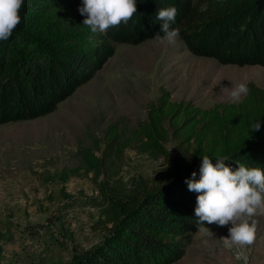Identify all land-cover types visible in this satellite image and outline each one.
<instances>
[{
    "label": "trees",
    "instance_id": "1",
    "mask_svg": "<svg viewBox=\"0 0 264 264\" xmlns=\"http://www.w3.org/2000/svg\"><path fill=\"white\" fill-rule=\"evenodd\" d=\"M82 0H24L21 22L0 41V124L28 120L55 110L77 86L90 80L118 43L139 44L161 36V8L175 7L172 28L194 55L221 64L264 65V0H137V12L125 25L93 33L83 25ZM239 102L200 108L171 101L164 92L149 106L148 119L129 133L107 128L100 158L115 159L136 142L141 153L168 158L166 180L139 186L125 197L106 198L109 232L70 264H171L180 259L198 230L196 192L185 183L193 171L200 179L202 157H228L264 168V88L247 82ZM260 121L259 131H251ZM126 134V135H125ZM179 139L177 155L166 147ZM178 156V157H177ZM164 172V171H163ZM205 222V227L210 226Z\"/></svg>",
    "mask_w": 264,
    "mask_h": 264
},
{
    "label": "rangeland",
    "instance_id": "2",
    "mask_svg": "<svg viewBox=\"0 0 264 264\" xmlns=\"http://www.w3.org/2000/svg\"><path fill=\"white\" fill-rule=\"evenodd\" d=\"M154 38L116 44L94 76L52 112L0 124V264L72 263L112 227L106 198L166 180L173 169L168 158L141 153L136 142L99 164L109 126L129 133L164 92L171 101L209 108L241 101L244 95L231 98L240 83L264 88V65L221 64L194 55L180 36L173 44ZM178 142L166 143L172 155L181 152ZM242 219L255 223L251 245L223 239L230 238L231 222L212 224L194 232L171 264H264V211Z\"/></svg>",
    "mask_w": 264,
    "mask_h": 264
},
{
    "label": "clouds",
    "instance_id": "3",
    "mask_svg": "<svg viewBox=\"0 0 264 264\" xmlns=\"http://www.w3.org/2000/svg\"><path fill=\"white\" fill-rule=\"evenodd\" d=\"M24 0H0V41H7L14 29L21 22L20 10ZM79 12L86 18L83 25L90 28L93 33L106 32L110 27L125 25L137 12V0H82ZM178 10L175 7L158 10L157 19L162 22L161 32L157 33L155 40L160 43H175L179 36V29L172 28ZM249 89L246 84L234 86L231 98L238 101L242 95L246 96ZM260 121L251 126V131H259ZM228 157H216V163L208 155L202 157L199 168L200 179L193 171L190 178L185 180L188 190L196 192L197 206L195 223L199 231L208 229V224L219 226L228 225L229 237L223 238L231 244L238 246L251 245L256 238L255 223H249L243 217H252L258 210L264 211V168L247 167L239 163L237 170L233 171L225 161ZM239 221V223H237ZM231 244L229 246H231Z\"/></svg>",
    "mask_w": 264,
    "mask_h": 264
}]
</instances>
